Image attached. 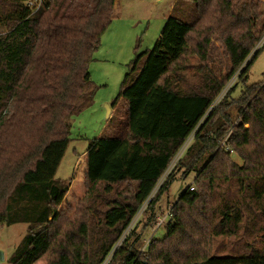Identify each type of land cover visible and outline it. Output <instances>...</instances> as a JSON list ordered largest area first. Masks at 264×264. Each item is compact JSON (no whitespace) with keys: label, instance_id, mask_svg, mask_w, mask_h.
Segmentation results:
<instances>
[{"label":"trees","instance_id":"obj_1","mask_svg":"<svg viewBox=\"0 0 264 264\" xmlns=\"http://www.w3.org/2000/svg\"><path fill=\"white\" fill-rule=\"evenodd\" d=\"M116 1L44 0L33 12L0 0V225L28 226L7 264H264V247L207 252L211 238L237 235L244 211L256 209L252 229L264 222V82L248 84L264 44L247 62L264 37V0H178L182 44L142 95L123 97L150 53L135 51L112 103L123 100L124 121L89 141L77 178L87 192L72 219L55 218L71 185L56 173L82 100L93 104L89 69ZM238 73L240 97L233 87L221 97ZM171 167L151 219L179 169L194 182L166 236L142 251L144 231L123 236Z\"/></svg>","mask_w":264,"mask_h":264},{"label":"rangeland","instance_id":"obj_2","mask_svg":"<svg viewBox=\"0 0 264 264\" xmlns=\"http://www.w3.org/2000/svg\"><path fill=\"white\" fill-rule=\"evenodd\" d=\"M178 3V0L116 1L112 15V23L102 36L101 43L94 54L89 69L92 86L88 87L86 92L88 94L94 93L93 104L86 107V100L83 99L81 103L84 105V109L79 115L73 117L70 144L56 173L57 179L62 181L70 180L72 183L75 174L80 171V161L82 160L84 152H86L89 141L103 134H107L106 127L111 119L113 123L116 120L124 121L123 100H120L114 108L112 107V103L120 93L122 80L128 70L129 63L135 56V51L137 49L139 52L150 50L145 64L138 75L140 83L145 84L146 89L155 82L167 63L173 59L176 51L174 49H178L182 44V36L186 30L183 25L176 21L177 18H184L178 10ZM183 5H185L184 9L187 12L190 10L193 11L191 4L183 3ZM262 9H264V2L262 3ZM195 14L193 12L189 15L194 16ZM262 42H259L258 47L254 50L247 62L261 48ZM217 45L220 47L219 43ZM238 75L239 73L226 86L221 97L232 87L233 92L231 98L238 99L240 97L244 86L238 80ZM263 82L264 50L259 53L250 66L248 84H261ZM139 87L141 88L142 85ZM110 127L109 124L108 132L112 133ZM232 159L239 165L243 164L242 160L236 154L232 155ZM174 164H172V167ZM184 171L183 168L179 169L177 177L171 183L169 189L162 195L161 200L156 205L153 214L154 218L151 219V212H142L145 210L144 205L134 219L130 229L126 232L131 231L133 227H138L136 230L137 233L144 231L142 249L152 239L161 240L166 236V225L171 221V218L168 216L169 210L177 202L180 195L193 184L195 179L194 173H189L184 177ZM166 176L159 182L158 187L162 185ZM85 180L86 184L84 182H78L74 189L71 190L72 192L68 196L71 199L69 201L65 200L64 206L62 207L67 214L65 216L63 215L60 219L70 220L74 216L78 204L84 198L88 189L87 178ZM81 187L82 192L86 189L83 196H79V192H77ZM158 187L155 192L159 189ZM233 188L232 192H235ZM217 201L218 198L215 196L214 204ZM255 212L256 209L243 212L244 222L236 236H218L211 238L207 250L208 254L211 256L235 255L247 252V249L252 247H264V236L262 237L263 233L259 230L261 226H264V222H260V227L255 228L256 230L251 227L253 221L252 216L254 219H258L259 217L257 215L254 216ZM158 218L165 220V223L159 228ZM27 229L28 226L25 224H16L13 226L0 225V264H7V259Z\"/></svg>","mask_w":264,"mask_h":264},{"label":"crops","instance_id":"obj_3","mask_svg":"<svg viewBox=\"0 0 264 264\" xmlns=\"http://www.w3.org/2000/svg\"><path fill=\"white\" fill-rule=\"evenodd\" d=\"M145 81V80H144ZM139 84V85H138ZM140 85H142V87L140 88L139 86ZM146 91V86H145V84H141L140 83V79H138V81L131 87V88H129L125 93H124V95L123 96H138V95H142L144 92ZM114 110V109H113ZM113 112V111H112ZM111 112V113H112ZM111 117V116H110ZM82 161L84 162V167H85V169H86V173H85V176H86V174H87V156H86V152H84V154H83V157H82V160L80 161V171H78L76 174H75V176H74V178L72 179V183H71V185H70V188H69V191H68V194L65 196V198H64V200H63V202H62V204L60 205V208H59V210L57 211V213H56V215H55V218L56 219H60V218H62V216L64 215H66L67 213H65V210L62 208L63 207V203L65 202V200H66V198L69 196V194H71V190H73L74 189V187H75V185H77V183H78V181H77V178H78V176H79V173L81 172V163H82ZM86 177H84V183L86 184ZM82 190V187H81V189H78V191L77 192H79L78 193V195L80 196V195H84L85 194V190H84V192H82L81 191ZM82 193V194H81ZM79 196H77V197H79ZM81 196V197H82ZM77 197H76V201H77Z\"/></svg>","mask_w":264,"mask_h":264},{"label":"built area","instance_id":"obj_4","mask_svg":"<svg viewBox=\"0 0 264 264\" xmlns=\"http://www.w3.org/2000/svg\"><path fill=\"white\" fill-rule=\"evenodd\" d=\"M26 4H27V6L29 7V8H31L32 10H33V12H37L43 5H44V0H27V2H26ZM264 38H262V40L260 41V42H262V45L264 44V40H263ZM259 45V44H258ZM258 45H257V47H258ZM262 45H261V47H262ZM256 47V48H257ZM171 169H172V167H171ZM171 169L170 170H168L167 172H166V174L165 175H169V173H170V171H171ZM164 175V176H165ZM163 176V177H164ZM166 176V177H167ZM166 179V178H165ZM164 179V180H165ZM162 180V179H161ZM164 182V181H163ZM158 187V186H157ZM159 188V187H158ZM156 190V189H155ZM191 190H193V188H191ZM157 192V191H156ZM156 192L154 191L153 192V195H151L149 198H148V200L144 203V205H145V208L144 209H146L147 208V206L149 205V203H150V201L152 200V198L154 197V195L156 194ZM155 193V194H154ZM144 205L142 206V207H144ZM141 210V209H140ZM145 210H143L142 212H144ZM139 213V212H138ZM138 215V214H137ZM136 215V216H137ZM168 216L171 218L172 217V214H171V209L169 210V212H168ZM136 218V217H135ZM134 218V219H135ZM134 221V220H133ZM158 221H159V223H158V228L162 225V224H164L165 223V220L164 219H162V218H158ZM133 223V222H132ZM132 223H131V225H132ZM131 225H130V227H131ZM130 227L128 228V230L130 229ZM133 229V228H132ZM127 230V231H128ZM126 231V232H127ZM130 232V231H129ZM128 232V233H129ZM128 233H125L124 234V236H123V239L128 235ZM120 244V243H119ZM118 244V245H119ZM118 245L116 246V248L118 247ZM149 246V244H147L143 249H142V251H145L146 249H147V247Z\"/></svg>","mask_w":264,"mask_h":264}]
</instances>
